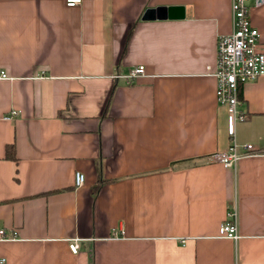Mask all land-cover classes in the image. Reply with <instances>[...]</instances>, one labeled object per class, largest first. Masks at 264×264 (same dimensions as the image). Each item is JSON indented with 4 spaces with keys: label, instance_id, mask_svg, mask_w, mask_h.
<instances>
[{
    "label": "crops",
    "instance_id": "0c3cea01",
    "mask_svg": "<svg viewBox=\"0 0 264 264\" xmlns=\"http://www.w3.org/2000/svg\"><path fill=\"white\" fill-rule=\"evenodd\" d=\"M249 18L264 42V2ZM231 29V0H0L6 264H264V76L234 128L253 150L202 162L231 144L207 71Z\"/></svg>",
    "mask_w": 264,
    "mask_h": 264
},
{
    "label": "built area",
    "instance_id": "2783aa9c",
    "mask_svg": "<svg viewBox=\"0 0 264 264\" xmlns=\"http://www.w3.org/2000/svg\"><path fill=\"white\" fill-rule=\"evenodd\" d=\"M264 0H231V32L220 36L216 46V64L208 74L215 79L216 100L219 106L226 109L229 117V137L231 144L225 151H217L202 158L204 165L220 164L225 168H235L242 157V151L248 153L253 150L250 144L238 146L234 141V128L237 123L244 122L245 114L240 110V89L246 83L264 76V42L261 41L258 31L251 25L249 13L253 7L262 6ZM80 0H66V6L73 7ZM145 75L143 66H137L124 76L136 79ZM0 79H8L4 72H0ZM18 115L16 110H10L2 119L11 121ZM84 175L76 172L74 184L82 186ZM235 211L226 213V220L218 228V236L230 240H237L238 234L233 222ZM14 234L12 238H14ZM4 230H0V240L5 239ZM70 252L76 253L78 240L68 244ZM0 264H6L0 258Z\"/></svg>",
    "mask_w": 264,
    "mask_h": 264
},
{
    "label": "trees",
    "instance_id": "16d2710c",
    "mask_svg": "<svg viewBox=\"0 0 264 264\" xmlns=\"http://www.w3.org/2000/svg\"><path fill=\"white\" fill-rule=\"evenodd\" d=\"M129 35H130V33H128V37H129ZM127 37V38H128ZM127 40V39H126ZM123 52H125V46H124V50H123ZM123 54V53H122ZM241 97V96H240ZM100 184H101V180L98 178L97 179V181H96V183H95V185H94V187H93V193H97V191L99 190V186H100Z\"/></svg>",
    "mask_w": 264,
    "mask_h": 264
},
{
    "label": "water",
    "instance_id": "95a60500",
    "mask_svg": "<svg viewBox=\"0 0 264 264\" xmlns=\"http://www.w3.org/2000/svg\"><path fill=\"white\" fill-rule=\"evenodd\" d=\"M157 12H161L162 10H156ZM154 11H146L143 16H142V19H148L150 16V14H152Z\"/></svg>",
    "mask_w": 264,
    "mask_h": 264
}]
</instances>
